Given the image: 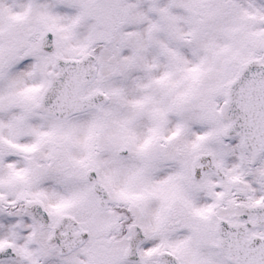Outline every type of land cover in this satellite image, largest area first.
Listing matches in <instances>:
<instances>
[{
	"label": "snow or ice",
	"instance_id": "6c2138e0",
	"mask_svg": "<svg viewBox=\"0 0 264 264\" xmlns=\"http://www.w3.org/2000/svg\"><path fill=\"white\" fill-rule=\"evenodd\" d=\"M0 264H264V0H0Z\"/></svg>",
	"mask_w": 264,
	"mask_h": 264
}]
</instances>
